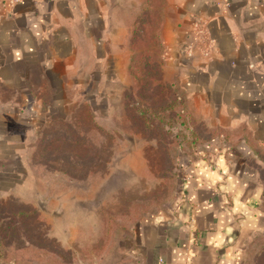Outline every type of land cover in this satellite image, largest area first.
Masks as SVG:
<instances>
[{"label": "crops", "instance_id": "obj_1", "mask_svg": "<svg viewBox=\"0 0 264 264\" xmlns=\"http://www.w3.org/2000/svg\"><path fill=\"white\" fill-rule=\"evenodd\" d=\"M145 1L0 0V145L29 149L33 134L63 121L54 113L37 122L56 93L51 79H75L83 44L93 52L89 68L106 67L107 55L94 56L97 34L108 59L130 54L113 79H132L130 20ZM113 23L119 32H111ZM157 34L162 81L183 96L189 130L199 138L192 147L217 150L194 151L178 202L137 227L133 264H239L264 234V0H163ZM33 82L46 89L45 102L35 99ZM33 101L40 110L30 108Z\"/></svg>", "mask_w": 264, "mask_h": 264}, {"label": "rangeland", "instance_id": "obj_2", "mask_svg": "<svg viewBox=\"0 0 264 264\" xmlns=\"http://www.w3.org/2000/svg\"><path fill=\"white\" fill-rule=\"evenodd\" d=\"M153 19L150 15L140 42L159 65L151 71L160 74L163 51L154 36ZM111 32H119L114 23ZM77 36L82 47L80 31ZM97 36L101 50L94 56L101 61L107 55L106 67L89 68L93 52L83 44L78 58L75 55V79H51L54 99L41 109L39 121L34 118L42 125L56 113L63 121L43 134H33L29 149L0 145V157L8 160L0 165L6 168L0 173V262L4 264H133L137 227L178 202L194 151L209 155L217 150L216 146L193 148L189 122L187 128L180 126L173 109L157 108L178 89L152 90L149 84L134 85L132 79H113L120 72L115 66L123 67L130 54L112 53L108 59L102 34ZM115 38L119 43V36ZM90 70L96 71L94 78L86 72ZM41 86L33 82L31 90L43 103L48 94ZM39 102H31L30 108L40 110ZM260 158L259 177L264 184V157ZM17 210L25 214L15 216ZM239 264H264V234Z\"/></svg>", "mask_w": 264, "mask_h": 264}, {"label": "trees", "instance_id": "obj_3", "mask_svg": "<svg viewBox=\"0 0 264 264\" xmlns=\"http://www.w3.org/2000/svg\"><path fill=\"white\" fill-rule=\"evenodd\" d=\"M157 4L160 5L161 8L163 6V0H146L141 14L139 15L138 19L135 21L136 27L134 29V33L130 43V49L134 53H133L131 65L129 67V73L131 75L132 82L134 85L139 86V84L142 85L149 84L152 90L156 88H163V89L167 88L173 90L174 88L171 85H167L163 83L161 70L159 72L160 74L151 71L154 68H159V65L155 64L154 59L149 55V50L146 49L147 47L143 46V44L140 42L141 41L140 37L141 38L143 37L147 27L150 26V24L148 25L150 15L154 17L153 19L154 23L152 22L153 24L158 25L160 23L161 10L160 9L156 10ZM147 35L151 37V35L149 34ZM154 36L158 38L157 30ZM155 74H157L156 76L158 78H156ZM137 89L139 90L138 87ZM176 92L173 90V94H171L170 95L171 97H169L171 98V100L167 101L164 105H161L162 108L160 107L157 108H159V111L162 112L164 111L170 112L171 109H173L176 112L175 115H177L180 118V122H181L180 126L185 127L186 126L185 123L188 122L186 110H185L186 109L185 101L182 97L178 96L177 95L178 93L176 94ZM141 103H143V101ZM177 105L179 106V108L174 109ZM141 112L142 113L140 115H143V111ZM191 134H192L191 136L193 139V144L196 145L199 142L198 135L195 132H191ZM22 213L25 214V212L17 210L15 216L21 215Z\"/></svg>", "mask_w": 264, "mask_h": 264}, {"label": "built area", "instance_id": "obj_4", "mask_svg": "<svg viewBox=\"0 0 264 264\" xmlns=\"http://www.w3.org/2000/svg\"><path fill=\"white\" fill-rule=\"evenodd\" d=\"M20 0H12V3H18ZM205 55H208L207 53H205Z\"/></svg>", "mask_w": 264, "mask_h": 264}]
</instances>
